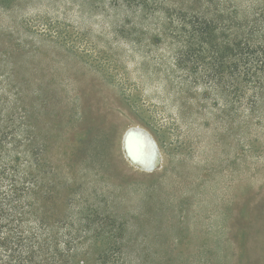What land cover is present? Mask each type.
<instances>
[{"label": "rangeland", "instance_id": "obj_1", "mask_svg": "<svg viewBox=\"0 0 264 264\" xmlns=\"http://www.w3.org/2000/svg\"><path fill=\"white\" fill-rule=\"evenodd\" d=\"M263 6L0 0V116L49 264H264V77L240 97L195 84L175 12L232 28ZM133 129L152 170L127 154Z\"/></svg>", "mask_w": 264, "mask_h": 264}, {"label": "trees", "instance_id": "obj_2", "mask_svg": "<svg viewBox=\"0 0 264 264\" xmlns=\"http://www.w3.org/2000/svg\"><path fill=\"white\" fill-rule=\"evenodd\" d=\"M182 11H175L181 41L177 66L190 65L195 84L210 83L215 94L224 97L246 96L250 88L262 87L264 6L245 25L235 23L232 28L218 26L202 11L190 17ZM3 123L0 116V264L53 263L48 257L57 260L58 256L50 254L54 237L47 221L38 228L28 223L34 177L22 174L14 162L21 157L16 159L9 150L18 145L19 136L8 130L12 124Z\"/></svg>", "mask_w": 264, "mask_h": 264}, {"label": "water", "instance_id": "obj_3", "mask_svg": "<svg viewBox=\"0 0 264 264\" xmlns=\"http://www.w3.org/2000/svg\"><path fill=\"white\" fill-rule=\"evenodd\" d=\"M135 136L140 137V139L149 141L144 132H142L141 130H130L125 136V148L127 150V154L133 162L140 164L141 166H143V168L152 170L154 168L155 156L154 154H152V158L150 160L144 159V157H142V153H140V150L144 151L143 145L141 144L139 149L134 146L133 139Z\"/></svg>", "mask_w": 264, "mask_h": 264}, {"label": "bare ground", "instance_id": "obj_4", "mask_svg": "<svg viewBox=\"0 0 264 264\" xmlns=\"http://www.w3.org/2000/svg\"><path fill=\"white\" fill-rule=\"evenodd\" d=\"M133 143H134V146L136 148H140L141 144L143 145V150H140V153H142V157H144V159H147L149 160L151 158V153L150 151L147 149L146 147V143H144L143 139H140V137L138 136H135L134 139H133Z\"/></svg>", "mask_w": 264, "mask_h": 264}]
</instances>
